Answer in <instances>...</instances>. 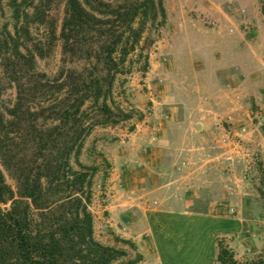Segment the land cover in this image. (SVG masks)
Instances as JSON below:
<instances>
[{
    "label": "rangeland",
    "instance_id": "obj_1",
    "mask_svg": "<svg viewBox=\"0 0 264 264\" xmlns=\"http://www.w3.org/2000/svg\"><path fill=\"white\" fill-rule=\"evenodd\" d=\"M102 1L115 5L124 0ZM262 2L163 0V25L147 26L138 49L126 59V73L116 75L107 105L118 123L95 126L79 156L84 166L96 169L89 205L95 238L126 253L113 264H126L137 256L138 264H206L198 253L187 252L196 242L207 246L204 221L179 222V230L188 237L168 241L165 224L152 219L146 224L136 216L131 222L126 215L140 203L159 208V199L140 198L137 189L155 172V160L175 155L181 161L178 168L196 170L191 180L201 195L198 209L239 221L233 231L215 233L214 264L217 239H223L241 263L264 258V198L259 192L264 191L259 171V166L264 168ZM1 4L0 31L6 25L12 31L8 0ZM64 13L65 1L53 0L49 8L53 28L31 26V45L38 44L43 54H36L35 70L50 80L63 70L85 65L62 54ZM0 84V108L5 112L14 105L16 92L3 75ZM100 105L86 104L87 120L103 119ZM2 170L15 189V180ZM160 175L166 181L163 169ZM158 233L164 239L151 259L141 255V240L154 244Z\"/></svg>",
    "mask_w": 264,
    "mask_h": 264
},
{
    "label": "trees",
    "instance_id": "obj_2",
    "mask_svg": "<svg viewBox=\"0 0 264 264\" xmlns=\"http://www.w3.org/2000/svg\"><path fill=\"white\" fill-rule=\"evenodd\" d=\"M64 1L62 54L84 61L80 70H63L54 80L35 70L36 54H43L38 44L31 45V26L53 28V0H8L12 31L7 25L0 31V75L16 92L14 105L0 108V264H113L126 256L95 238L89 205L96 169L79 156L95 126L118 123L107 105L115 77L126 73V59L147 26L163 25V0ZM2 92L0 84V99ZM88 102L94 107L101 102L102 120H87ZM216 243V264H264V258L241 263L223 239Z\"/></svg>",
    "mask_w": 264,
    "mask_h": 264
},
{
    "label": "crops",
    "instance_id": "obj_3",
    "mask_svg": "<svg viewBox=\"0 0 264 264\" xmlns=\"http://www.w3.org/2000/svg\"><path fill=\"white\" fill-rule=\"evenodd\" d=\"M198 125H194V130L196 131ZM191 156V154H190ZM185 157V156H184ZM187 155L185 158H188ZM170 156L165 157L161 162L154 161V173L145 182L142 181L140 185L139 197L145 199H159V208L158 207H151L148 208L144 206L142 203L138 204L139 208H135L126 215L127 217L131 216V222L140 220L143 223L149 224L150 219L154 220L155 222H159L160 224H165L168 230L167 237L165 239L171 238L172 240L176 239H186L188 236L185 234L186 232L183 229L179 230V222H188L192 223L197 218L204 222L203 225L208 226L207 231L208 234H203V238L207 239V246H203L202 248L199 247L200 242H194L192 248H188L187 252L189 253H198L206 264H214L215 259V233L218 234L225 230L233 231L236 224L239 223L236 219L221 217V216H214L210 213H203L198 208H201L202 203L200 199L201 195L198 194V189H195L194 185L192 184L191 179L193 178L192 175L196 173V170H189L184 168H178V158ZM183 158V156H182ZM181 157H179V160ZM174 167V168H173ZM176 167V168H175ZM163 169V173L165 172V176H167L166 181H163V177H161V170ZM178 169L180 172H177ZM185 170L182 172V170ZM198 190V191H197ZM125 204V203H124ZM125 211V210H124ZM136 216V217H134ZM150 218H149V217ZM125 217V216H122ZM126 218V217H125ZM127 219V218H126ZM125 222H129L128 219ZM181 228L184 225H180ZM206 228V227H205ZM181 232V233H180ZM201 236V235H200ZM199 236V240L201 241L202 238ZM144 239V240H143ZM140 243L141 247V255H147L148 258L151 259V254L153 250L157 248L158 242L164 239V236L161 234H155L154 237V244L153 242H148V239L143 238ZM198 240V241H199ZM153 246V247H152ZM195 246V247H194ZM167 247V246H166ZM151 248V249H150ZM217 248V243H216ZM173 251L177 252L178 248H172Z\"/></svg>",
    "mask_w": 264,
    "mask_h": 264
}]
</instances>
